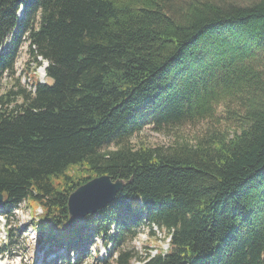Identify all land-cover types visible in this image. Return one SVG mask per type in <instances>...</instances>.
<instances>
[{"label":"trees","instance_id":"16d2710c","mask_svg":"<svg viewBox=\"0 0 264 264\" xmlns=\"http://www.w3.org/2000/svg\"><path fill=\"white\" fill-rule=\"evenodd\" d=\"M24 46L33 89L16 76ZM43 63L53 85L36 77ZM8 82L0 212L28 205L43 241L66 246L74 264L99 238L111 246L105 258L96 250L100 264H264V0H0ZM221 104L236 131L130 144ZM102 176L124 189L72 220L70 195ZM144 230L165 233L168 249L142 258L124 248Z\"/></svg>","mask_w":264,"mask_h":264},{"label":"rangeland","instance_id":"374dc122","mask_svg":"<svg viewBox=\"0 0 264 264\" xmlns=\"http://www.w3.org/2000/svg\"><path fill=\"white\" fill-rule=\"evenodd\" d=\"M47 66V63H43L41 67H37L36 72V77L44 83L47 81ZM28 68L34 71L36 67L35 63L31 61L27 46H24L17 63L16 76L20 79L23 87L33 89L30 78L25 74ZM43 69L45 75L43 74ZM12 85L13 82H8L1 86L0 93L11 88ZM236 130V125L227 120L225 106L221 104L216 107L213 117L207 120L160 131L147 127L141 133L136 134L130 144L135 148L141 145L151 148H169L176 143L182 142L195 145L197 139L211 133H223L225 131L231 133ZM34 217L36 216L26 204H22L10 212H0V249L3 248L5 250L7 248V253L4 255H1L0 252V264H74L75 257L71 252H67L66 246H53L50 242L43 241L42 234L36 230ZM54 232L59 233L60 229H55ZM10 241L11 245L13 243L12 247L10 246ZM168 242L169 238H167L165 233H157V235L153 236L148 230H144L133 241L128 240L124 244V248H133L142 258H146L147 252L151 251L152 255H155L157 249L166 251ZM110 247V245L105 246L104 241L100 238L97 239L96 245L93 246L91 252L86 256L83 264H100L95 256L96 250L98 249L100 258H105ZM132 264L141 263L133 260Z\"/></svg>","mask_w":264,"mask_h":264},{"label":"water","instance_id":"95a60500","mask_svg":"<svg viewBox=\"0 0 264 264\" xmlns=\"http://www.w3.org/2000/svg\"><path fill=\"white\" fill-rule=\"evenodd\" d=\"M45 84L53 85V80L47 78ZM124 187L123 180L114 181L110 176L98 177L87 182L70 195L68 199L69 217L74 221H80L99 213L115 202ZM3 200L4 197L0 194V204Z\"/></svg>","mask_w":264,"mask_h":264},{"label":"bare ground","instance_id":"6f19581e","mask_svg":"<svg viewBox=\"0 0 264 264\" xmlns=\"http://www.w3.org/2000/svg\"><path fill=\"white\" fill-rule=\"evenodd\" d=\"M42 71H43V74L45 75V71H44V69H43Z\"/></svg>","mask_w":264,"mask_h":264},{"label":"built area","instance_id":"2783aa9c","mask_svg":"<svg viewBox=\"0 0 264 264\" xmlns=\"http://www.w3.org/2000/svg\"><path fill=\"white\" fill-rule=\"evenodd\" d=\"M157 253V251H155Z\"/></svg>","mask_w":264,"mask_h":264}]
</instances>
